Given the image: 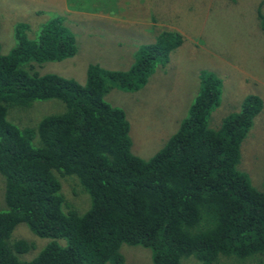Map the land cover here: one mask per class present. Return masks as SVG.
Returning <instances> with one entry per match:
<instances>
[{
    "label": "trees",
    "instance_id": "trees-1",
    "mask_svg": "<svg viewBox=\"0 0 264 264\" xmlns=\"http://www.w3.org/2000/svg\"><path fill=\"white\" fill-rule=\"evenodd\" d=\"M257 15L264 33L261 7ZM65 28L58 17L33 38L16 27L15 45L0 49V264H124V244L148 249L152 264H219L220 255L264 264V181L258 190L237 168L260 97L248 96L211 129L206 119L218 105L221 79L202 71L177 129L153 155L141 157L131 150L125 111L104 95L139 90L155 64L167 62L180 34L140 46L125 71L89 64L80 83L36 69L75 55ZM48 99L60 100L64 110L35 127L19 128L8 117L11 106ZM64 175L77 177L89 205L83 195V209L65 202ZM19 223L52 239L30 259L21 255L32 245L13 235Z\"/></svg>",
    "mask_w": 264,
    "mask_h": 264
},
{
    "label": "rangeland",
    "instance_id": "rangeland-1",
    "mask_svg": "<svg viewBox=\"0 0 264 264\" xmlns=\"http://www.w3.org/2000/svg\"><path fill=\"white\" fill-rule=\"evenodd\" d=\"M259 7L264 13V0H0V49L7 53L15 45L16 27L20 34L33 38L44 23L58 17L74 37L76 53L61 61L38 64L36 69L41 74L54 73L84 83L89 64L128 70L140 46L151 44L160 36L171 37V31L178 32L180 42L168 51L167 62H157L139 90L112 89L104 99L125 111L131 150L147 158L161 148L187 114L199 91L202 71L213 72L221 79L218 105L206 119L211 129H217L224 118L237 112L248 96L260 97L262 108L240 143L237 168L253 187L261 190L264 33L257 15ZM63 110L64 104L58 99L36 100L28 106H11L8 117L19 128L35 127L44 116ZM59 180L68 205L83 209L79 204L84 201L83 196L89 205V195L76 176L64 175ZM0 183L1 209L5 206L1 174ZM13 235L32 245L21 255L23 259L34 257L52 241L36 236L24 223L15 227ZM59 242L64 244L65 240ZM121 252L124 264H152L150 251L145 247L124 244ZM218 263L257 262L252 257L241 260L220 255Z\"/></svg>",
    "mask_w": 264,
    "mask_h": 264
},
{
    "label": "crops",
    "instance_id": "crops-1",
    "mask_svg": "<svg viewBox=\"0 0 264 264\" xmlns=\"http://www.w3.org/2000/svg\"><path fill=\"white\" fill-rule=\"evenodd\" d=\"M53 1H56L57 2L58 0H53ZM68 12H70V11H68Z\"/></svg>",
    "mask_w": 264,
    "mask_h": 264
}]
</instances>
